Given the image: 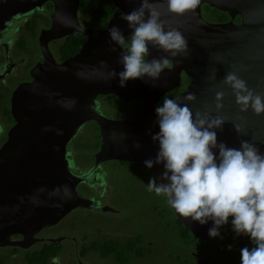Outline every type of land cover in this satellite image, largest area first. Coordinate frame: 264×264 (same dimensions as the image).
<instances>
[{
  "label": "water",
  "instance_id": "water-1",
  "mask_svg": "<svg viewBox=\"0 0 264 264\" xmlns=\"http://www.w3.org/2000/svg\"><path fill=\"white\" fill-rule=\"evenodd\" d=\"M0 1L10 5L2 18L6 25L20 13L26 15L45 1L55 2L51 28L39 36L43 62L31 71L33 81L13 92L11 114L15 124L0 149V219L7 218L9 227L23 235L15 245L30 247L37 241L34 235L43 227L55 225L75 209L91 206L90 200L77 195L76 187L102 163L120 160L144 164L155 159L159 151L158 142L151 139L159 132L155 108L163 95L180 87L182 72L190 80L186 90L174 100L187 103L193 113L207 110L211 117H223L222 128L214 129L217 143L239 148L243 140L264 153V113L257 115L251 107L241 112L231 88L221 83L227 73L235 72L255 93L264 95V0H200L195 9L180 15L169 12L165 0H150L158 5L161 19L167 22L165 30L175 28L187 39L188 53L173 57L149 44L150 55L146 60L165 57L171 66L155 81L145 76L128 80L124 87H120L118 76L112 80L105 78L109 69L123 71V65L118 63L121 49L109 43L108 29L119 26L125 38L128 37L131 30L121 16L138 8L141 0H113L119 12L113 14L107 27L99 30L96 37L78 23L79 0ZM203 4L227 13L229 21L205 20L201 12ZM58 14L72 26H65ZM237 16L240 22L234 23ZM76 32L87 40L76 55L57 64L48 50V42ZM112 48L116 51H111ZM217 92L224 94L219 112L215 109ZM190 93L195 94V101L185 100ZM106 95H114L124 103L142 102L140 117L135 120L106 118L94 107L97 96ZM89 121L98 125L100 149L94 155L92 172L74 176L67 169L66 145ZM234 125H239L241 130L237 132ZM213 151L218 155L217 149ZM150 171L157 182L167 183L160 180L163 164H154ZM171 209L195 238L208 240V231L213 227L211 219L201 225ZM3 238H8V233L0 231V240Z\"/></svg>",
  "mask_w": 264,
  "mask_h": 264
},
{
  "label": "clouds",
  "instance_id": "clouds-1",
  "mask_svg": "<svg viewBox=\"0 0 264 264\" xmlns=\"http://www.w3.org/2000/svg\"><path fill=\"white\" fill-rule=\"evenodd\" d=\"M165 2L169 12L180 15L195 9L200 0ZM157 8L158 5L150 3V0H141L138 8L121 16L131 30L130 44L119 26L108 29L109 43L121 49L118 63L123 65V71L117 73L115 69H109L107 80L118 76L120 87L130 79L145 76L157 80L169 67V60L165 57L146 60L145 57L150 55L149 44L173 57L187 55V39L175 28L165 30L167 22L161 19ZM58 19L65 26H72L61 14H58ZM111 51H116V48ZM101 63L108 67L106 62ZM212 78H215V71ZM221 83L231 88L241 112L251 107L257 115L264 113V95L255 93L235 72L227 73ZM223 95L217 92L215 96L218 112L223 107L220 103ZM185 100L195 101L196 96L190 93ZM155 114L159 132L151 139L158 142L159 151L154 160H146L144 165L150 169L154 164H163L160 180L167 183L150 178L148 191L165 196L181 217L191 218L201 225L211 219L210 238L219 237L220 227L232 217L235 234L248 236L254 245L240 250V264H264V153L243 140L239 148L217 143L214 129L222 128L225 119L211 117L207 110L193 113L187 103L165 98L155 108ZM234 127L237 132L241 130L239 125ZM213 149L218 150V155ZM228 247L230 250L231 245ZM53 264H60L59 257H53Z\"/></svg>",
  "mask_w": 264,
  "mask_h": 264
},
{
  "label": "flooded vegetation",
  "instance_id": "flooded-vegetation-1",
  "mask_svg": "<svg viewBox=\"0 0 264 264\" xmlns=\"http://www.w3.org/2000/svg\"><path fill=\"white\" fill-rule=\"evenodd\" d=\"M100 1L79 0L76 11L79 25L89 30L93 37L98 35L99 30L107 27L114 13L119 12V9L114 5L112 0L116 11L113 12L112 16L106 22L107 24L104 25L101 22V15L106 11V6L103 4L100 15L98 18L96 17L100 23L93 22L91 18L98 14V2ZM7 10H10V5L0 1V149L7 142L8 132L15 124L11 114L13 92L17 87L32 82L31 71L39 63L43 62L44 58L40 48L39 36L42 32L51 28L52 15L55 12V2L45 1L26 15L20 13L12 20L10 25H6V22L3 24L2 22V18L7 15ZM201 12L203 14L202 6ZM227 21L229 19L223 22ZM239 22L240 18L237 16L234 19V23ZM78 36H82L84 42L87 40L86 36L76 32L48 42V50L57 64L64 62L79 52L84 42L76 50L75 38L78 39ZM128 37L127 40L130 41L131 38L129 39ZM169 63L170 67L171 62L169 61ZM189 80L182 72L180 87L163 95L159 105L163 103L165 98L175 99L184 92ZM112 98H115V100L113 101ZM130 102H135V106L129 108ZM130 102L124 103L114 95L97 96L96 106L94 107L108 119H138L143 109V103L138 100ZM123 108L133 109V111L124 110L126 113L131 112L133 117L130 119L110 118L106 114L108 109H112L114 113H119ZM89 122L95 124V130L97 132V123L94 121ZM99 137L96 151L92 154L93 163L89 167L82 166L74 158L72 149L68 147L74 137L66 145L67 169L71 174L74 176H84L92 172L91 170L95 162L94 155L99 151L101 145L100 132ZM114 161L119 162L121 165L130 163L120 160ZM107 162L102 163L89 175L85 182L78 184L76 187V193L79 197L92 202L91 206L87 208L75 209L85 213L83 216L87 218L92 215L91 213L98 215L99 213L119 212L110 205V194L112 190L106 180L108 172L104 167ZM99 176L103 177V179H98ZM153 193L155 192L153 191ZM158 197L162 199V202L170 210L171 206L168 204L167 198L163 195ZM155 206L157 204L153 205V207ZM162 211L163 218L161 219L164 220L166 208L164 207ZM124 212V220L127 221V218H131V214L128 211ZM70 213L55 225L43 227L34 235V239L37 241L28 248H21L15 245L24 238L23 235L15 233L14 228L9 227L11 224L7 222L8 220H5L7 218L0 219V231L8 233V238L0 240V264H53V257H59L60 264H155V261L156 264H240V250L243 247L251 248L254 246L248 236L245 235L246 238H244V235L237 236L233 233L231 239L225 245L221 246L228 247L231 245L230 250L228 247L227 250H219V252L212 249L209 251L207 250L208 248L205 249L203 247V242L211 241L212 238L210 237L208 240H199L194 236L193 238H189V241H183L182 238L179 240L176 232H179L180 237V233H184V231L175 220L168 223L166 227L165 223L161 221L158 222V225H154L156 228L148 226L145 223L142 225L144 227L143 229L133 228L128 225L122 226L120 223L115 226L111 224L109 230L107 227L102 228L100 226L95 230V234H87L79 228L77 217H67ZM173 223H175V226ZM10 230L13 233L9 234ZM171 231H173L172 234L170 233ZM219 231L221 233L220 229ZM151 232L159 238L162 236L167 238L165 235H171L173 251L166 249V246L162 247L161 245L154 244L150 240ZM229 232L232 233L231 231ZM56 239L61 240L52 241ZM167 242L169 243V240ZM37 245L39 246L35 248ZM157 255H160L159 258L156 257Z\"/></svg>",
  "mask_w": 264,
  "mask_h": 264
},
{
  "label": "rangeland",
  "instance_id": "rangeland-1",
  "mask_svg": "<svg viewBox=\"0 0 264 264\" xmlns=\"http://www.w3.org/2000/svg\"><path fill=\"white\" fill-rule=\"evenodd\" d=\"M126 41L129 43L126 39ZM114 101L115 98H112ZM135 102L129 103V108L135 106ZM124 110L133 111V109L123 108V112L114 113L112 109H108L106 114L110 118H120V119H130L133 117L132 113H126ZM98 143V136L95 130V124L92 122L86 123L80 128L77 134L69 143L68 147L74 152V158L82 166L89 167L92 163V154L96 151ZM105 169L108 172L106 175V180L109 183L110 189L112 190L110 197V205L113 209L118 210V213H99L98 215H92L90 217L83 216L85 213L74 210L72 211L69 218L77 217L79 221V228L84 233L95 234V230L102 226V228L107 227L109 230L110 225L113 224L125 226L128 225L133 228L143 229V224L147 223L148 226L156 228L154 225H158V222H164L165 227L174 218L172 217L170 210L162 202V199L157 198L153 192L148 191L147 183L150 178H153L152 173L140 162H130L121 165L117 161H108L105 164ZM105 176V175H104ZM101 180L103 177L99 176L98 179ZM162 196V195H159ZM157 206L153 207V205ZM166 208V215L163 218V208ZM124 211H128L131 214V218L124 220ZM132 219V222H131ZM232 217L228 218V223L223 225L219 237L212 238V240L203 242V247L209 251L215 250H227L228 247H221L225 245L235 233L232 229L231 224ZM232 233H230L229 231ZM171 234L173 231L170 232ZM162 237H156L153 232H151L150 240L157 245L166 246V249L173 251L171 235H165ZM246 238V236H243ZM169 240V243L167 242ZM39 245L35 246L37 248ZM160 255L156 257L159 258ZM156 264V261H155Z\"/></svg>",
  "mask_w": 264,
  "mask_h": 264
},
{
  "label": "trees",
  "instance_id": "trees-1",
  "mask_svg": "<svg viewBox=\"0 0 264 264\" xmlns=\"http://www.w3.org/2000/svg\"><path fill=\"white\" fill-rule=\"evenodd\" d=\"M102 4L106 6V11L101 15V18H102L101 22L104 25H106L107 24L106 22L112 16L113 12L116 11V9L112 3V0H101L100 2H98V11L99 12L97 15L92 16L91 19L95 23H100V21L98 19H96V17L98 18V16L101 13ZM202 9H203V14H202L203 18L209 20L210 22H218L219 23V22H223V21H226L229 19V16L227 15V13H224V12L218 11L214 8H211V7L207 6L206 4L202 5ZM128 38L130 39L131 35ZM126 39H127V37H126ZM83 42H84V38L82 36H78V39L75 38L76 50H77V47L82 45ZM97 136H98V139H100L98 128H97ZM170 213H171L172 217L174 218V220L176 221V223L180 225L179 227L184 231V233H180V237L178 234L179 232H176L179 240H181L180 238H182L183 241H189V238H193V235L191 233H189V231L186 228H184V226L181 224V222L179 220L176 219V217L174 216L171 209H170ZM173 224L175 226V223H173ZM173 224H171V225H173ZM222 227L223 226L220 227V230L222 229ZM174 228H176V227H174Z\"/></svg>",
  "mask_w": 264,
  "mask_h": 264
}]
</instances>
